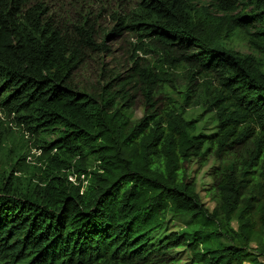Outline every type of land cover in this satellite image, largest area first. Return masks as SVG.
<instances>
[{"label": "trees", "instance_id": "obj_1", "mask_svg": "<svg viewBox=\"0 0 264 264\" xmlns=\"http://www.w3.org/2000/svg\"><path fill=\"white\" fill-rule=\"evenodd\" d=\"M120 1L134 6L117 29L216 82L218 131H197L181 105L157 110L164 64L132 68L146 79L138 119L132 94L113 90L119 75L97 92L78 87L74 70L99 46L89 12L0 0V110L43 151L30 175H0V264H264V0ZM234 37L249 51L230 46ZM209 144L229 154L211 210L185 171ZM256 168L261 181L249 176ZM168 212L189 224L164 233Z\"/></svg>", "mask_w": 264, "mask_h": 264}, {"label": "rangeland", "instance_id": "obj_2", "mask_svg": "<svg viewBox=\"0 0 264 264\" xmlns=\"http://www.w3.org/2000/svg\"><path fill=\"white\" fill-rule=\"evenodd\" d=\"M47 1L55 15H61L66 10L70 13L77 12L76 10H80L81 13L89 12V19L94 25L95 40L99 46L87 51L79 67L74 70L72 78L78 87L97 92L110 76L119 75L113 90L121 91L123 86V90L132 94L134 103L131 109L132 115L134 119H138L144 113L142 89L145 86L143 81L146 79L142 76L132 79L134 77L132 68H135L134 64L140 67L150 64L159 71V66L164 64V72L161 71L160 74L153 76L158 78L153 83L157 84L155 86L157 110L181 105L185 109V116L196 122L197 131L205 134L218 131L217 106L212 104L216 94V82L210 83L208 77L200 72L192 74L189 70L191 66L180 55H177L173 61L166 60L157 47L154 48L157 52L144 48L142 43H148L147 38L137 35L128 28L117 29L118 15L123 16L130 11L134 6L133 2L93 0L89 6H86L83 0L81 8L79 3L74 9L70 0ZM228 42L239 51H249L245 42L239 37H234ZM0 139L5 145L3 150H0V175L5 170L6 173L11 172L12 176L19 175L23 178L31 174L34 165L40 164L38 158L43 151L37 146V136L28 131L24 125L18 124L13 114H7L2 110H0ZM207 147L204 158H197L187 163L185 171L188 180L195 183L202 202L211 210L217 200L214 186L229 154L226 151L215 154L212 151L213 144ZM8 148H12L11 151H8ZM18 152L24 155L19 162L25 164V167L19 171L20 165L14 166L10 171L9 164ZM57 152L56 149L52 150V153ZM240 152L241 149H238L237 153ZM237 153L233 154L237 155ZM249 176L261 181L258 168L251 171ZM69 179L75 180V177L71 176ZM188 222V217L168 212L165 215L162 231L164 233L177 231L186 227ZM233 224L236 225L235 222ZM179 256H182L181 262L188 261L187 252H181Z\"/></svg>", "mask_w": 264, "mask_h": 264}]
</instances>
